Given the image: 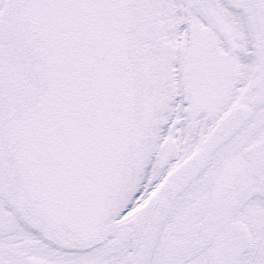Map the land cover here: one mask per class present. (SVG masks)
<instances>
[{"label":"snow or ice","instance_id":"6c2138e0","mask_svg":"<svg viewBox=\"0 0 264 264\" xmlns=\"http://www.w3.org/2000/svg\"><path fill=\"white\" fill-rule=\"evenodd\" d=\"M0 264H264V0H0Z\"/></svg>","mask_w":264,"mask_h":264}]
</instances>
